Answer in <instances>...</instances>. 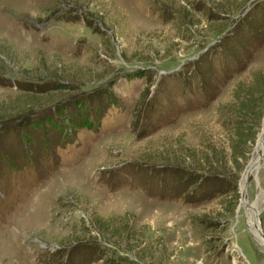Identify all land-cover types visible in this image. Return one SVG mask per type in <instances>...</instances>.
Wrapping results in <instances>:
<instances>
[{"label": "rangeland", "instance_id": "obj_1", "mask_svg": "<svg viewBox=\"0 0 264 264\" xmlns=\"http://www.w3.org/2000/svg\"><path fill=\"white\" fill-rule=\"evenodd\" d=\"M261 74L264 0H0V264H264Z\"/></svg>", "mask_w": 264, "mask_h": 264}, {"label": "water", "instance_id": "obj_2", "mask_svg": "<svg viewBox=\"0 0 264 264\" xmlns=\"http://www.w3.org/2000/svg\"><path fill=\"white\" fill-rule=\"evenodd\" d=\"M264 132V126L262 128V130L260 131L259 135L257 136V139H256V146H255V150L261 149V154L264 150V147H263V141L261 139V136ZM261 154L259 155V157L257 158L258 160L260 159L261 157ZM255 166V162H251V160L248 162V164L245 165L244 169H243V172H242V175L239 179V185H240V188H239V191H240V201H241V204H243V206H247L249 207L250 204H246V202L244 201V189H245V183H246V179L248 178L251 170L254 168ZM254 224V223H253ZM255 234H252L253 238L262 246V248L264 249V233L263 231L260 229V227H256L255 228V231H254Z\"/></svg>", "mask_w": 264, "mask_h": 264}, {"label": "trees", "instance_id": "obj_3", "mask_svg": "<svg viewBox=\"0 0 264 264\" xmlns=\"http://www.w3.org/2000/svg\"><path fill=\"white\" fill-rule=\"evenodd\" d=\"M257 77L259 78V76ZM261 78H264L263 74H261ZM262 84L263 85L261 86L257 84L258 88L256 90H259L258 92H255L254 90L255 88L246 89V90L244 89L242 90L243 91L242 96H240V94L238 93L235 96L236 99H241V101L245 102V104H243L241 101H238L235 106H232L235 108L237 112L242 114V117H245L248 111H251L253 107H256L258 103L255 104V102L259 101L260 103L261 97H264V82ZM255 93L258 94L259 97H257ZM243 138H247L246 135H244ZM239 154H240V150H239Z\"/></svg>", "mask_w": 264, "mask_h": 264}, {"label": "bare ground", "instance_id": "obj_4", "mask_svg": "<svg viewBox=\"0 0 264 264\" xmlns=\"http://www.w3.org/2000/svg\"><path fill=\"white\" fill-rule=\"evenodd\" d=\"M263 136H264V132H263V134H262V136H261V139H262V141L264 140L263 139ZM259 149H260V147H259ZM259 161V160H258ZM256 164V163H255ZM254 168H256V167H254ZM256 170H254V169H252L251 170V172H255ZM250 172V173H251ZM246 181H248L247 179H246ZM245 200V199H244ZM254 207H256L254 204L252 205V206H250V209H253ZM255 214V221H254V224H253V226L250 228V232H252L253 234H255L254 233V231H255V228L256 227H259V222H258V219H257V213H254ZM251 216H252V214L250 213V215L248 216L249 217V220L251 219L252 220V218H251ZM250 227V226H249Z\"/></svg>", "mask_w": 264, "mask_h": 264}]
</instances>
